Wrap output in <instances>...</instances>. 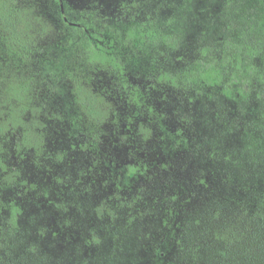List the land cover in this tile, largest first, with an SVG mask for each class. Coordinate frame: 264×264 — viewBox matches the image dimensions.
Returning a JSON list of instances; mask_svg holds the SVG:
<instances>
[{"label": "trees", "instance_id": "1", "mask_svg": "<svg viewBox=\"0 0 264 264\" xmlns=\"http://www.w3.org/2000/svg\"><path fill=\"white\" fill-rule=\"evenodd\" d=\"M31 2L0 0L11 61L0 66V264H264V0L226 14L217 43L190 48L153 21L121 32L71 21L56 0L88 72L43 64L48 101L62 106L52 116L34 106L43 84L32 64L50 26ZM142 68L175 98L208 90L214 104L205 111L222 134L240 125L226 104H253L261 134L220 152L191 108L170 114L150 101L134 76ZM103 76L114 88L101 87ZM38 170L44 181L33 179Z\"/></svg>", "mask_w": 264, "mask_h": 264}, {"label": "rangeland", "instance_id": "2", "mask_svg": "<svg viewBox=\"0 0 264 264\" xmlns=\"http://www.w3.org/2000/svg\"><path fill=\"white\" fill-rule=\"evenodd\" d=\"M35 9V14L40 15L50 26L49 34L40 42L41 51L37 54L33 61L32 68L35 72V78L37 82H42V86L36 88L37 97L34 100V106L36 109L44 113L45 115L52 116L51 110L59 109L61 106L60 99L55 100L54 103L48 101V96L51 93L49 87V78L41 71L43 64L56 63L57 61H63V69L79 72L80 70L85 73L88 72V67L85 64V55L79 48H70V42L73 40L71 31L64 27L58 19V5L56 0H31ZM65 2L66 14L71 21L74 22H87L92 20H98L102 24H106L107 27L117 30L129 28L131 25L141 23L145 21H153L162 28H171L181 35L186 40L187 47L195 46L200 41L204 42H218V35L220 33L222 25V18L226 14L237 12L243 9H249L253 5L257 4L258 0H63ZM227 3H230L227 6ZM228 11H227V10ZM220 38V37H219ZM75 39V38H74ZM3 43L0 39V66L3 64L5 68L10 64V57H6L3 51ZM79 65V66H78ZM142 65L149 67V62L146 61ZM135 72L134 76L140 75L139 78L145 79L144 84H140V87L147 89L150 87L152 95L150 101L154 105L161 109L167 110L170 114L175 112L176 107H181L183 110L191 108L197 117V124L200 127L201 134H208L212 140L217 143L216 148L220 152H226L234 145L242 146L253 143V138L248 137L250 132L253 136L257 137L262 132V128L259 126L258 110L253 104L247 103L242 105L239 109L235 108L231 104H226L224 112L228 119H232L233 122L240 123L236 129V135L230 136L225 132L222 134L223 124L215 123V119L212 114L205 111V106L214 104L213 97L208 90H204L201 96H197L193 93V96H188L180 99L178 96L175 98L164 87L163 83L156 82V76H153L150 80H146L145 69H139ZM33 72V74H34ZM143 75V76H142ZM78 77V76H77ZM81 77V76H80ZM67 77H63L59 82L63 87L68 85L65 81ZM98 76H95V80ZM101 87H112V82L108 77H102ZM155 79V80H154ZM56 86V84H55ZM55 87H52V91ZM114 88V86L112 87ZM40 89V90H39ZM111 90V89H110ZM56 92V88H55ZM113 91L112 93H114ZM210 94V95H209ZM201 97V98H200ZM206 102L202 105V100ZM43 118V116L39 115ZM240 116V118H237ZM29 118H33L37 126L40 125V120L36 113H30ZM241 121V122H240ZM221 131V132H220ZM218 135H217V134ZM222 134V138L220 135ZM52 139V138H51ZM51 139H48L50 143ZM264 139V138H262ZM19 159V158H18ZM264 160V158H262ZM44 161V158L41 162ZM23 168L20 169L21 175L24 178L28 177L31 173L30 164L27 160H22ZM32 163L34 161L32 160ZM45 164L41 165L43 168ZM51 172L56 170V167L50 163L49 167ZM264 175V166L262 167ZM36 171V169H35ZM34 172V171H33ZM32 175L34 180L44 181L42 177L44 172L38 170ZM54 181V180H52ZM34 207L31 206V209ZM134 239V238H133ZM137 246L134 244V240L127 242V247L132 248Z\"/></svg>", "mask_w": 264, "mask_h": 264}]
</instances>
